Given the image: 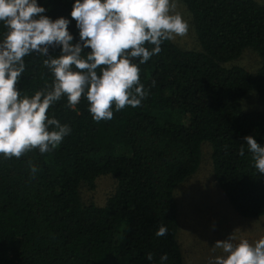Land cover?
I'll use <instances>...</instances> for the list:
<instances>
[{
  "label": "trees",
  "instance_id": "1",
  "mask_svg": "<svg viewBox=\"0 0 264 264\" xmlns=\"http://www.w3.org/2000/svg\"><path fill=\"white\" fill-rule=\"evenodd\" d=\"M181 1L201 50L165 41L159 54L139 65L147 91L140 107L113 108V119L96 122L86 98L76 110L62 98L48 113L71 129L57 149H37L20 159L0 156V264H161L164 253L163 264H186L174 190L197 171L203 142L211 148L213 177L233 209L245 218L264 214V175L244 140L253 136L264 146V5ZM37 3L51 19H69L72 43L79 41L71 17L75 0ZM6 31L0 23V40ZM247 47L261 60L256 72L225 65ZM46 58H25L22 95L51 87ZM252 90L259 108L245 112L240 100ZM30 163L39 169L35 177ZM104 174L115 178L114 193L102 206L83 203L80 185L93 190ZM161 225L168 234L157 237Z\"/></svg>",
  "mask_w": 264,
  "mask_h": 264
},
{
  "label": "clouds",
  "instance_id": "2",
  "mask_svg": "<svg viewBox=\"0 0 264 264\" xmlns=\"http://www.w3.org/2000/svg\"><path fill=\"white\" fill-rule=\"evenodd\" d=\"M45 11L37 0H0V23L7 29L0 40V156L5 159L59 147L71 129L48 113L62 98L72 110L86 98L96 122L113 119V108L140 107L147 91L139 65L159 54L165 41L187 36L190 28L176 0H75L71 17L79 41L73 44L70 20H53ZM56 48L60 54H50ZM34 53L47 57L43 66L54 79L50 88L22 95L18 85L25 58ZM244 140L255 169L264 175V146L253 136ZM244 154L242 146L239 155ZM29 168L35 177L39 169L31 163ZM167 234L164 225L155 233ZM217 250L209 264H264V237L253 243L233 232L215 242L212 251ZM153 258L147 254L149 261ZM167 260V253L161 255V264Z\"/></svg>",
  "mask_w": 264,
  "mask_h": 264
},
{
  "label": "rangeland",
  "instance_id": "3",
  "mask_svg": "<svg viewBox=\"0 0 264 264\" xmlns=\"http://www.w3.org/2000/svg\"><path fill=\"white\" fill-rule=\"evenodd\" d=\"M264 5V0H256ZM177 11L188 21V35L172 42L181 50L200 51L189 11L181 0H176ZM240 65L254 73L260 67L257 53L247 47L241 56L226 66ZM256 90L250 91L240 100L241 109L251 112L259 108ZM201 159L197 171L179 184L174 190L177 204L179 242L186 264H209L210 259L219 254L212 247L217 240H225L230 234L247 238L250 242L264 237V214L254 218L240 216L224 196L212 172L211 148L208 142L201 145ZM117 182L111 174L97 177L95 188L89 190L80 185V199L83 203L93 202L102 206L116 189Z\"/></svg>",
  "mask_w": 264,
  "mask_h": 264
}]
</instances>
